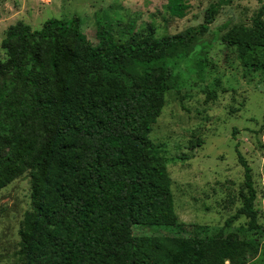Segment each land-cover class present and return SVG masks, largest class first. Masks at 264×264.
Returning a JSON list of instances; mask_svg holds the SVG:
<instances>
[{"label":"trees","instance_id":"16d2710c","mask_svg":"<svg viewBox=\"0 0 264 264\" xmlns=\"http://www.w3.org/2000/svg\"><path fill=\"white\" fill-rule=\"evenodd\" d=\"M188 0H170L183 17ZM205 23L177 35L117 42L97 18L94 46L80 21L50 19L41 30L18 23L2 42L0 60V192L27 173L33 177L31 210L21 223L22 264H247L261 249L220 231L176 221L169 160L150 139L169 90L174 51L209 31ZM244 64L264 50V12L251 27L225 38ZM213 98V93H210ZM245 172L241 217L264 232L255 208L252 169ZM137 227L171 230L137 236ZM202 232V234L200 233Z\"/></svg>","mask_w":264,"mask_h":264},{"label":"rangeland","instance_id":"374dc122","mask_svg":"<svg viewBox=\"0 0 264 264\" xmlns=\"http://www.w3.org/2000/svg\"><path fill=\"white\" fill-rule=\"evenodd\" d=\"M170 0H0L2 42L18 23L41 30L50 19H79L81 32L94 45L98 17L123 43L133 38H163L198 28L207 10L220 0H188L183 17ZM264 0H234L222 6L209 31L174 51L171 78L160 117L150 139L169 160L176 221L220 231L238 241L256 240L259 254L247 264H264V232H255L241 217L226 222L242 206L245 172L238 152L252 169L258 223L264 227V50L257 62L244 64L237 46L224 38L237 26L251 27ZM2 79L0 80V86ZM213 93V98H210ZM7 153L0 149V157ZM33 177L27 173L0 192V264H22L21 223L31 210ZM171 230L137 227V236H167ZM202 234V232L200 231Z\"/></svg>","mask_w":264,"mask_h":264}]
</instances>
